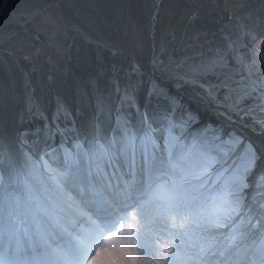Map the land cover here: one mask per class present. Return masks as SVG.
Returning a JSON list of instances; mask_svg holds the SVG:
<instances>
[{"label":"rangeland","instance_id":"374dc122","mask_svg":"<svg viewBox=\"0 0 264 264\" xmlns=\"http://www.w3.org/2000/svg\"><path fill=\"white\" fill-rule=\"evenodd\" d=\"M5 2L9 7L0 15V131L13 103L14 132L33 174L36 158L26 146L32 147L33 134L48 139L66 131L78 140L76 121L86 118L80 104L99 135L100 121L130 125L139 104L148 106L152 100L163 101L167 120H175V114L179 124L188 112L202 114L198 107H187L184 91L220 115L221 122L210 123L209 142L233 137L259 148L264 67L249 71L238 57L244 56V33L264 30V0H157L150 69L137 57L147 47L144 0H97L99 10L91 0ZM251 47L264 66V40ZM9 139L6 134L4 147L0 145L1 162L11 157ZM61 171L54 168L49 174ZM255 173H264V164Z\"/></svg>","mask_w":264,"mask_h":264},{"label":"snow or ice","instance_id":"6c2138e0","mask_svg":"<svg viewBox=\"0 0 264 264\" xmlns=\"http://www.w3.org/2000/svg\"><path fill=\"white\" fill-rule=\"evenodd\" d=\"M244 37V56L238 59L249 71H260L264 66L251 45L264 40V30L246 31ZM197 120L188 112L184 124L190 126ZM174 128L175 124H169L165 137L164 129H154L149 117L138 125L119 123L112 139L99 136L92 143L85 142L86 153L81 151L83 145H77L75 152L64 155L63 163L53 159L54 168L62 169L49 176L59 199L73 208L75 189L76 199L83 204V210L73 209L70 225L53 218L52 205L42 206L31 223H18L12 201L4 196L6 187H13L12 176L8 174L6 185L0 175V264L82 260L104 233L115 230L118 221L124 228L130 207L139 209L144 222L136 230L141 250L145 235L153 230L161 234L162 243L171 245L165 248L166 264H264V173H255L264 162V151L251 141L233 137L185 145L173 134ZM53 154L59 155L56 149L45 155ZM84 156L106 160L109 168L119 165L116 171H123L127 181L113 185L98 163L78 177L69 176L73 168L79 171ZM39 167L54 172L48 164ZM44 223L61 235L77 228L81 231L70 249L54 247L51 231L42 230ZM84 225H88L86 230ZM128 235H132L131 228ZM152 251L160 255L155 248ZM110 264L136 262L117 259Z\"/></svg>","mask_w":264,"mask_h":264},{"label":"bare ground","instance_id":"6f19581e","mask_svg":"<svg viewBox=\"0 0 264 264\" xmlns=\"http://www.w3.org/2000/svg\"><path fill=\"white\" fill-rule=\"evenodd\" d=\"M6 0H2V3L0 5V15L3 12V10L7 9L9 7V3L5 2ZM156 2L157 0H144V6L145 11L147 14V47L146 52L143 56L137 55L139 61L141 62L142 66L146 69H150V63H149V56L150 51L153 44V22L156 12ZM97 0H91V4H94L93 6L98 8ZM99 10V8H98ZM112 30H114L112 28ZM115 37L123 42L126 43V39L122 34L119 33V31L113 32ZM128 44V43H126ZM0 53H2V50H0ZM185 95L183 96L190 97L193 100L194 107H198V109L201 111L202 116H213L217 119L216 122H221L218 117L220 115L214 110V108L207 102H204L200 99H198L197 95H194L192 92L184 91ZM155 100L150 101V104L147 106V104H142V108L145 111L146 117L150 118V121L154 124L157 131L160 128L164 129V136L168 134V123L167 117H166V110L167 106H165V103L163 101L153 102ZM80 110H82L84 116L86 117L84 120H80L79 116H76V118H79L76 121L77 125V133L79 135L78 140H74L71 135H69L66 131L55 133L53 136L47 138H44L41 136V133H37V135L33 134V145L32 147L29 145H26L29 151L35 156V158H41L44 157L48 158V165L51 163L53 159L58 160L59 162L63 163L64 155L67 152H64L61 147L69 146L72 148L69 152H75L77 145H83V148L81 149L82 152H87V144L85 143H92L96 138L99 136L107 135L109 139H112L114 136V133L117 129V125L119 122H116L113 120H103L99 122V135H95L94 130L92 129V126L89 123V115L87 113V108L80 104L77 106ZM8 111V120L7 123H3V130L0 131V145L2 144V147H4L3 137L6 136V134L9 135L10 139L7 142V148L10 154V159H7V162H1L0 161V167L3 170V176L5 177V184L7 185V176L10 174L12 176L13 181V188L5 190L4 196L8 199L12 200V203H22L25 201L26 204H28V201L32 200L34 198L36 202L38 203L39 208L42 206H49L52 205L53 207L49 208V211L51 212L54 219H61L62 222L66 225H70L73 222L74 219V211L73 209H79L83 210V204L80 200L76 199L75 197V189H72L73 193V199L75 200V204L73 205V208H67L66 205L63 204V202L59 199L58 194L54 190V185L51 180H49V171L41 169L39 167L40 165H44V159H40L41 161L36 160V170H34L36 173L33 174L30 170L29 164L25 160L24 151L21 148L23 145H21L18 137L16 136L14 129L16 126V120H15V106L12 103V106L8 105V108H6ZM17 110V109H16ZM7 113V112H6ZM17 113V112H16ZM82 114V113H80ZM142 120L141 114L139 116L134 115L132 125H138L140 121ZM209 122L202 121L196 128L193 129L192 135L188 136L187 141L184 142L185 145H191L193 143L196 144H206L209 142V126L210 123L214 124L210 118H208ZM225 121V120H224ZM226 122V121H225ZM228 123V122H227ZM109 128H111L110 132H108ZM178 134L181 132H185L184 128H179ZM5 135V136H4ZM177 135V134H175ZM25 139V138H23ZM35 141V142H34ZM259 148L261 151H264V136L256 140ZM160 141H158L159 143ZM55 144L53 148H47L48 145ZM25 145V144H24ZM49 147V146H48ZM56 149L59 155H45L46 153H52V150ZM198 153L194 150V156ZM73 159L75 160L76 157L74 156ZM100 164L101 167H103L104 172L109 176L108 174V168L106 161H100L96 160L93 161L92 158L88 156H84L79 161V171L76 168H73L71 172L69 173V176H80L82 175L89 167H94V164ZM264 164V162H260ZM88 166V168H87ZM119 165H116L115 168H118ZM117 172V171H116ZM119 177L122 179V183L126 182V178L123 174V171L117 172ZM196 175H199L197 172ZM24 179L27 181L25 182ZM109 182L111 183V178L109 176ZM15 186V187H14ZM253 189V195H256V192ZM69 189L65 188V192H68ZM63 208V210H62ZM37 209H34L36 211ZM92 215L91 213H86V216ZM128 220L124 221V228H120V222L117 223L116 228L112 232H106L103 234V236L100 237L99 245L96 249V251H90L82 260H73L72 263L74 264H110L112 260L117 259H125V260H134L136 264H146V263H152V264H166L165 261V248L171 247L170 244H164L162 243V236L158 231H151L147 233L143 240V250H141V241L137 238L136 230L143 226V221L140 218L139 215V209L130 207L127 212ZM135 217V219H133ZM95 218V217H93ZM46 227L50 229V225L47 223ZM162 227V226H158ZM88 228V225H84V229L86 230ZM132 230V235L129 237L128 232L129 229ZM81 229H73L69 232L65 233V236H67L68 239H65V243H61L60 241H63L64 237L60 236L61 234L51 231V238L54 241V238H57V241H54L53 246H59L64 249H70V246L74 243H76V240L74 237H77L78 232H80ZM219 231H224V229H219ZM218 239V238H217ZM222 239V237L220 238ZM219 240V239H218ZM64 244V245H63ZM155 248L160 255L157 256L155 253H153L152 249ZM170 255V253H169ZM173 264H177V262H173Z\"/></svg>","mask_w":264,"mask_h":264},{"label":"water","instance_id":"95a60500","mask_svg":"<svg viewBox=\"0 0 264 264\" xmlns=\"http://www.w3.org/2000/svg\"><path fill=\"white\" fill-rule=\"evenodd\" d=\"M1 3H2V0H0V5H1ZM159 83L160 84H164V85H169L167 82H163V81H160V80H159ZM168 87H170V86H168ZM168 89L171 92L179 93V91L177 89L176 90L175 89L173 90L171 88H168ZM182 97H184V99L186 100L187 105L189 107L194 108V109H197L196 107H194L193 100L190 97L183 96V94H182ZM207 117L210 118L213 122H216L217 121V119L215 117L211 116V115H209ZM205 120H206V117L205 116H200V119L196 123L191 124L185 130V132H181L182 134L180 136H178L177 138L180 139L181 143L184 144V142L187 141L188 136L192 135L193 129L196 128L202 121H205ZM167 135L165 137H167ZM185 137H186V139H185Z\"/></svg>","mask_w":264,"mask_h":264}]
</instances>
